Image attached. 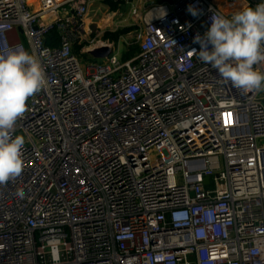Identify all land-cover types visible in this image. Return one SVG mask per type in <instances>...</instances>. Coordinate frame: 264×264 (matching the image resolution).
<instances>
[{
	"label": "built area",
	"instance_id": "obj_1",
	"mask_svg": "<svg viewBox=\"0 0 264 264\" xmlns=\"http://www.w3.org/2000/svg\"><path fill=\"white\" fill-rule=\"evenodd\" d=\"M92 3L0 0V53L23 46L48 81L13 132L23 172L0 185V264H264V89L188 52L213 14L258 3L154 6L135 57L104 45L84 69Z\"/></svg>",
	"mask_w": 264,
	"mask_h": 264
},
{
	"label": "clouds",
	"instance_id": "obj_2",
	"mask_svg": "<svg viewBox=\"0 0 264 264\" xmlns=\"http://www.w3.org/2000/svg\"><path fill=\"white\" fill-rule=\"evenodd\" d=\"M188 12H199L192 6ZM166 15V12H164ZM188 51L204 64L216 69L226 83L242 93L264 89V2L254 9L244 8L230 17L213 14L211 25ZM211 46V47H210ZM48 87L41 60L17 45L0 53V185L20 177L23 172V136L13 137L17 121L27 111V101ZM19 197L24 196L18 190Z\"/></svg>",
	"mask_w": 264,
	"mask_h": 264
},
{
	"label": "rangeland",
	"instance_id": "obj_3",
	"mask_svg": "<svg viewBox=\"0 0 264 264\" xmlns=\"http://www.w3.org/2000/svg\"><path fill=\"white\" fill-rule=\"evenodd\" d=\"M91 5L85 34L74 48L84 69L91 64L105 62V59H97L93 56V51L101 49V43L110 45L121 61L135 57L142 39L144 18L154 6L161 4L156 0H126V3L120 5L116 11H111L109 6L104 4V0H93ZM102 22H108L109 25L101 27ZM125 28H130L131 31L121 36L118 42L104 39L105 33H116ZM21 39L25 43L23 36Z\"/></svg>",
	"mask_w": 264,
	"mask_h": 264
},
{
	"label": "trees",
	"instance_id": "obj_4",
	"mask_svg": "<svg viewBox=\"0 0 264 264\" xmlns=\"http://www.w3.org/2000/svg\"><path fill=\"white\" fill-rule=\"evenodd\" d=\"M156 1L158 4H162L165 3L166 1L170 2L171 0H156ZM125 3L126 0H104V4L108 5L111 11H116L120 5H124ZM130 31H131L130 28H125L116 33L107 32L104 35V39L108 41L118 42L121 36L128 34ZM47 44L51 46L59 45L58 34L56 33V31L53 32L50 35V37L47 39Z\"/></svg>",
	"mask_w": 264,
	"mask_h": 264
},
{
	"label": "water",
	"instance_id": "obj_5",
	"mask_svg": "<svg viewBox=\"0 0 264 264\" xmlns=\"http://www.w3.org/2000/svg\"><path fill=\"white\" fill-rule=\"evenodd\" d=\"M215 1L219 4L223 0H215ZM249 1H251L253 3H258V4L264 2V0H249ZM234 4H235V6H240L239 3H234ZM110 53H111V50L108 47H104V48L97 49V50L93 51V56L96 58H102V57L108 56ZM205 182L208 183L209 180L206 179Z\"/></svg>",
	"mask_w": 264,
	"mask_h": 264
},
{
	"label": "bare ground",
	"instance_id": "obj_6",
	"mask_svg": "<svg viewBox=\"0 0 264 264\" xmlns=\"http://www.w3.org/2000/svg\"><path fill=\"white\" fill-rule=\"evenodd\" d=\"M30 1H32V0H30ZM235 5H225L224 6V9L227 11V9L229 10L231 7H234ZM107 25H109V23L108 22H102L101 23V27L103 26V27H105V26H107ZM100 46H104L102 43L100 44Z\"/></svg>",
	"mask_w": 264,
	"mask_h": 264
},
{
	"label": "crops",
	"instance_id": "obj_7",
	"mask_svg": "<svg viewBox=\"0 0 264 264\" xmlns=\"http://www.w3.org/2000/svg\"><path fill=\"white\" fill-rule=\"evenodd\" d=\"M92 6V5H91ZM263 143H264V141H263Z\"/></svg>",
	"mask_w": 264,
	"mask_h": 264
}]
</instances>
